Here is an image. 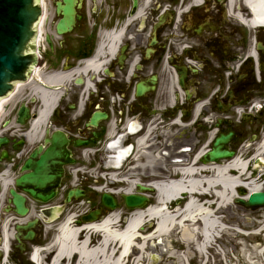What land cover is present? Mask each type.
Wrapping results in <instances>:
<instances>
[{"label":"flooded vegetation","instance_id":"1","mask_svg":"<svg viewBox=\"0 0 264 264\" xmlns=\"http://www.w3.org/2000/svg\"><path fill=\"white\" fill-rule=\"evenodd\" d=\"M76 1L71 31L54 33L58 38H52L54 43L46 39L47 49L41 51L38 63L43 74L69 73L96 57L99 29L119 32L112 55L106 50L99 53L104 63L100 71L74 76L72 87L60 86L52 108L46 129L66 136L75 164L81 162L84 148H96L101 151L97 172L102 173L104 152L111 142L125 156L114 173L133 181L134 192L137 185L178 178L175 169L181 165H210L202 157L222 135L232 133L224 149L234 154L264 143V25L253 23L244 0H147L145 5L136 0V8L133 0H101L107 14L87 7L92 0ZM56 16L54 12L53 24L60 18L55 21ZM85 79L92 80L94 90L78 105ZM26 106L31 113L39 108L35 100ZM93 113L105 118L87 127ZM20 145V140L8 139L5 149L10 154ZM94 162L87 168H95ZM83 180L79 186L88 187V179ZM67 181L64 170L60 185ZM152 195L146 205L152 203ZM117 203L123 208L120 197ZM98 206L99 201L93 200L89 207ZM106 213L102 209L99 218ZM41 227L33 229L34 237L23 242V250L13 241L11 256L17 263L24 264Z\"/></svg>","mask_w":264,"mask_h":264},{"label":"bare ground","instance_id":"2","mask_svg":"<svg viewBox=\"0 0 264 264\" xmlns=\"http://www.w3.org/2000/svg\"><path fill=\"white\" fill-rule=\"evenodd\" d=\"M146 2L147 0H143L144 5ZM244 2L250 9L253 23L264 25V0H244ZM117 39V34L114 36L109 33L106 41L100 44L97 56L69 73L36 72L29 83H18L14 92L0 102V118L4 113L5 105L11 102L24 87H30L31 93L39 100L40 109L37 119L30 123V129L25 137L29 142L36 137L39 141L50 110L58 99V93L42 89L40 86L57 88L70 82L76 75L86 76L90 72L100 71L104 65L100 63L102 57L100 51L106 50L112 55ZM35 81L39 82L40 86ZM91 88V82L87 81L84 93ZM251 151L253 153L247 160L238 155L219 165L196 168L194 165L185 164L175 169L179 179L154 181L150 186L156 189L157 194L152 205L131 211L121 229L117 221L118 213H111L100 222L87 223L80 228L75 227L71 215H67L57 225V234L52 245L45 249L48 251L51 248L53 251L49 264H60L71 257L73 264H140L147 244L153 242L154 238L159 239L163 236L166 239L178 236L180 244L186 249L184 252L187 254L184 257L186 260L189 257L187 251L191 244L198 253L204 252L212 242L214 230L222 231L219 225L223 222L220 214L235 197L236 189L242 187L247 194L263 190L262 184L258 181L264 177V172L258 170L256 176H253L254 173H247V167L253 159L264 154V143L257 144ZM109 159L107 164L116 167L123 158ZM109 178L115 180L112 176ZM121 182L124 183L125 188L116 193H130L134 182L128 178L122 179ZM9 184L11 182L4 178L3 189ZM182 193L187 194L186 200L189 201L183 207L175 208L173 201ZM3 195L2 193L0 198ZM9 221L6 220L1 227L3 241L1 250L4 254L9 253L10 242L13 239V232L9 233L7 229ZM145 222H152L149 228L153 224L148 234L145 233ZM259 231H264V225ZM88 237L90 239L95 237L91 244H88ZM261 251H264V236ZM32 260L37 264H43L37 251L32 254ZM3 263H6L5 260Z\"/></svg>","mask_w":264,"mask_h":264},{"label":"water","instance_id":"3","mask_svg":"<svg viewBox=\"0 0 264 264\" xmlns=\"http://www.w3.org/2000/svg\"><path fill=\"white\" fill-rule=\"evenodd\" d=\"M45 2L47 7V14H45L48 17L50 1L45 0ZM76 2V0H61L56 3V13L61 15V19L55 26L57 34L61 35L70 31L74 25ZM133 7H136V0H133ZM40 17L39 0H0V102L9 95L16 83L27 81L32 68L37 64L34 51ZM42 26L40 49L45 46L46 21ZM27 117V109L22 106L18 112L17 123L23 125ZM103 117L104 115L99 113L93 114L89 125L96 126L97 121ZM230 135L220 136L215 140L213 149L206 155L209 161L233 156L232 152L223 149V144L227 142ZM1 142L5 141L0 140ZM44 144L47 145L45 149L42 146L33 149L20 167L21 175L15 180L16 189L42 204H46L55 196V189L63 174V166L73 163L66 150L67 140L61 132L57 131L52 133L50 137H46ZM151 191L149 188L137 186V194L122 196L125 207L127 209L142 207L146 198L140 194ZM237 192L241 196L245 195V191L241 188L237 189ZM8 194V205L4 212L24 217L28 212L25 197L13 188L9 189ZM81 195L79 190L70 191L65 203H68L71 198H78ZM234 203L251 211L264 208V191L251 193L246 201L242 198H235ZM115 206L116 201L111 195L102 194L100 207L112 210ZM60 211L61 207L42 209L40 217L44 218L46 223H50L57 218ZM99 213L100 208L81 217V221L83 223L93 222ZM36 223L37 219H34L26 225L16 226L15 239L18 243H20L21 231H26V235L22 237L23 240H29L33 237L32 228Z\"/></svg>","mask_w":264,"mask_h":264},{"label":"rangeland","instance_id":"4","mask_svg":"<svg viewBox=\"0 0 264 264\" xmlns=\"http://www.w3.org/2000/svg\"><path fill=\"white\" fill-rule=\"evenodd\" d=\"M50 1V10L49 14L46 20V30L44 32V38L47 35L49 37V40L53 42L52 38L58 39L57 37H54V29H53V17H54V3L52 0ZM58 1V0H56ZM100 1L101 0H92L88 3L87 7L94 8L96 11H105V14H107V9L108 8H103L100 6ZM59 17H55V21ZM98 20V19H97ZM52 22V23H51ZM88 22L92 23V19L88 18ZM45 46L43 49H40V52L44 49H47V41L46 38L44 39ZM54 43V42H53ZM41 69V70H40ZM42 66L39 68L40 71H42ZM50 71V70H49ZM37 83V82H36ZM65 87H72V82L64 85ZM82 90V89H80ZM30 100H35V103L40 106L39 103H37L38 98L34 94L31 93L30 87H24L19 94L8 104L5 105L4 107V113L2 117L0 118V135H3V137H12L16 140L21 139L19 136V132H14L15 126L13 121L15 118V111L11 112L13 105L15 102H22L26 103ZM74 114V113H72ZM2 122V124H1ZM13 126V127H12ZM11 127V128H10ZM6 128H10L9 130H6ZM29 128V126H26V128L22 131H26ZM41 143V141L38 142V138L36 137L32 142L29 141H24L23 144L21 145V149L24 150V152H27L28 150L32 149L36 145ZM245 149V150H244ZM254 148L250 147H242L239 149L237 156L241 155L244 160H247L251 157L253 151H251ZM249 150V154L245 155V151ZM101 151H98L99 153ZM97 153L94 155V163H96L95 167L98 169V158H97ZM103 156V166L105 168L104 171L99 173L97 170H91L92 175H98V186L100 187H105L110 188V189H119L123 188L121 187H116V184L120 183H115L113 179H110L109 177L112 176V174H108V172H105L108 168H106L107 161L106 155L110 154L105 150ZM264 155V154H263ZM106 157V158H105ZM260 158L264 159V156H260ZM253 162L251 161L249 163V168L248 171L251 170L253 166ZM83 162L77 164L74 168H82L83 167ZM259 171H262L261 173L264 172V164L259 166ZM4 165L0 163V172L3 170ZM112 172H114L113 169H108ZM258 171V172H259ZM97 172V173H96ZM107 173V174H106ZM254 173V172H253ZM103 175L104 178H99V175ZM249 174V172H248ZM256 173L253 174V176ZM14 175L13 171L9 173V177H12ZM80 174H78V177ZM85 177V176H83ZM114 177V176H112ZM120 176H116L117 180L119 179ZM115 178V177H114ZM84 181V180H82ZM92 179L88 178V183H91ZM258 183H262V187H264V177H262ZM92 184V183H91ZM120 194H117L119 196ZM92 194H87L86 199L89 200L92 198ZM235 197H239V194L237 191H235ZM6 198L3 196L0 198V232H1V227L4 223V220L7 218L2 216V209L5 207L6 204ZM234 197L230 200L229 206H227L225 209L222 210L221 212V219L222 223L219 225L222 228V231L217 232L214 230L213 234V239L212 242L208 245L207 248L204 249V252L198 253L192 246V244L189 246L188 252V258H184L187 254H184L186 252V249L180 244L178 240V236H171V237H160L154 238L153 242H149L146 246V249L144 250L143 257L141 258V263L140 264H264V251L262 252V245H263V236H264V231H259L264 225V208H259L254 211L251 210H246L240 206H237L233 203ZM186 198L184 199V201ZM56 204V203H52ZM215 207V206H213ZM75 211V210H74ZM116 213L120 214V221L119 225L120 228L124 226V221L128 219L129 213H124L122 209H119L115 211ZM74 213V212H73ZM80 213V212H79ZM11 217V216H10ZM4 218V219H3ZM125 219V220H124ZM225 219L227 221H225ZM146 225L144 226L146 228L145 233L148 234L150 230L152 229L149 228L148 226L152 222H145ZM53 223L45 224L43 221V225L39 231V239L34 244V246H39V247H50L51 243L53 242L54 237H56L57 231V225H52ZM8 232L13 231V225L8 223ZM45 226V227H44ZM50 228V229H49ZM224 228V229H223ZM259 231V232H257ZM145 235V234H144ZM94 241L95 237H92ZM161 242V243H160ZM13 243V242H12ZM12 246V245H11ZM52 251L50 248L49 251ZM41 254L45 257L42 256V260L48 264L50 256L48 255V251H41ZM10 260V259H9ZM23 261L25 264H31L26 257H23Z\"/></svg>","mask_w":264,"mask_h":264}]
</instances>
